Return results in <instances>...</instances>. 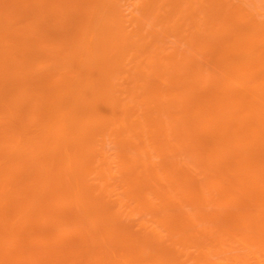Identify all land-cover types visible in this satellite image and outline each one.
I'll return each instance as SVG.
<instances>
[{
	"label": "bare ground",
	"instance_id": "bare-ground-1",
	"mask_svg": "<svg viewBox=\"0 0 264 264\" xmlns=\"http://www.w3.org/2000/svg\"><path fill=\"white\" fill-rule=\"evenodd\" d=\"M0 264H264V0H0Z\"/></svg>",
	"mask_w": 264,
	"mask_h": 264
}]
</instances>
